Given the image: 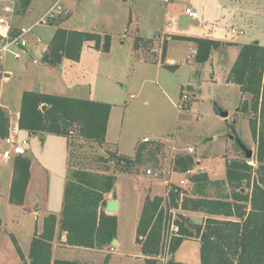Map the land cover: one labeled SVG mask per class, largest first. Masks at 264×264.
Returning <instances> with one entry per match:
<instances>
[{
    "label": "rangeland",
    "instance_id": "374dc122",
    "mask_svg": "<svg viewBox=\"0 0 264 264\" xmlns=\"http://www.w3.org/2000/svg\"><path fill=\"white\" fill-rule=\"evenodd\" d=\"M57 1L32 0L29 12H4L0 9V15L8 19L12 28L11 34L17 37H1L0 48L11 44L15 38L18 39L10 45L8 51L1 53L0 107H6L12 117L18 119L23 92L29 88L38 90L41 81L47 82L48 75L43 72L42 65L33 60L43 62L44 54L41 49L49 45L52 34L58 28H80L83 31L104 32L112 36L109 52L97 50L92 42H88L84 47L83 59L75 66L74 72L69 70L66 63L67 75L64 79L83 84L81 91H69L68 96H96L116 103L115 113L118 118L112 136L122 133L124 142L135 137L142 138L138 143L144 142L146 135L156 138H150L148 143H162L157 163L155 160H148L131 171H121L114 163L99 160L102 155L117 153L115 149L107 145L99 149L78 138L76 133L70 135V152H67L68 140L65 136L51 133L47 136L24 134V138L30 137L27 150L35 161L34 176L39 182L41 195L48 199L50 208L56 215H61L64 189L71 169L116 172L115 189L112 192L113 198L117 199L119 204L115 213L118 217L115 237L117 243L112 241L101 250L66 247L62 245L60 234L56 241L57 250L64 248L66 254L58 255L96 264H104L107 257L108 264H145L137 226L147 197L166 194L168 184H180L182 178L187 180V183L182 185L183 188L187 189L188 194L193 193L194 184L188 174L174 169L173 160L176 154L194 156L196 164L192 173L198 172L201 167L198 161H202L206 168L211 167L214 177H218L212 180L226 179L228 161L247 160L254 167L258 166V162L257 143L249 126L251 115L238 112L241 92L237 85L227 81L226 67L223 65L225 62L216 68L215 79H212L209 72L201 79L200 72L195 68L199 65L195 61V55L188 59L194 42L189 36L170 37L169 53L181 66L177 71L163 70L160 86L165 91H161L157 88L159 85L152 81L157 77V64L153 63L148 71L140 69L139 53L144 52L147 58L160 60L163 47L156 36L158 30L161 32L162 29L195 37L212 34L222 42L255 40L264 45V0H172L168 4L158 0L128 1L127 4L122 0H60V4L69 9V14H63L53 24H39L24 35L22 29L33 26ZM14 3L15 0H0L1 7H13ZM190 4L198 7L197 18L186 13L185 9ZM202 5L204 12L201 10ZM22 24L25 27L21 28ZM2 27L5 28V25H0V28ZM233 27L243 29L245 34H233ZM153 37L149 46L146 45L145 51L142 47L138 48L140 43H146ZM38 38H41V43H38ZM24 40L26 50L20 47ZM136 52L138 55H135ZM14 53H19L20 57H15ZM55 81L59 83L62 80ZM68 81L66 80L67 83ZM91 88L93 92L89 95L88 90L91 92ZM49 90L62 95L68 91L65 83L62 87L55 86ZM132 94L134 96H131ZM183 94H186L188 99L183 100ZM250 99L249 94L247 100ZM179 104L186 105L187 109L179 108ZM222 111H227L228 115L222 116ZM122 120L123 128L120 124ZM235 135L254 151L253 158H246ZM6 147L0 142V262L7 260L5 257H10L2 243L3 238L10 236L13 243L12 238L16 236L27 248L33 235L42 231L47 214L46 209H40L37 213L34 210L28 212L21 206L10 203V176L5 169L7 162L2 157ZM124 150L127 153L125 155L132 153L131 149ZM14 158L13 156L7 160L8 165ZM42 167L46 168L45 171ZM149 168L160 171L159 176L148 174ZM216 189L215 184H210V195H215ZM46 200H43L45 204ZM178 213L180 212L177 210L176 215ZM199 220L198 215L193 216L192 220L188 218L192 223ZM198 241L196 238L186 239L177 251V260L193 263L199 261Z\"/></svg>",
    "mask_w": 264,
    "mask_h": 264
},
{
    "label": "trees",
    "instance_id": "16d2710c",
    "mask_svg": "<svg viewBox=\"0 0 264 264\" xmlns=\"http://www.w3.org/2000/svg\"><path fill=\"white\" fill-rule=\"evenodd\" d=\"M17 1L19 5L16 11L25 12L31 5V0ZM9 36L16 37L11 33ZM111 40L109 34L58 28L43 61L52 65L60 64L64 58L79 61L88 42H92L97 50L109 52ZM191 40L196 45L195 61L198 64H205L214 49L232 44L202 37ZM165 47L164 41L161 55L163 63ZM165 66L176 69L175 65ZM228 80L238 84L242 94L251 95L250 100H241L238 112L251 115L249 126L257 143L258 166L254 167L247 160L228 161L225 180H212L205 171L191 173L188 176L194 184L192 194L177 184H171V189L167 191L171 207L178 211L202 212L209 216L203 223H192L182 212L177 214L175 222L180 230L171 238L165 263L160 261V255L169 207L166 209L165 196L147 197L137 226L145 264H264V45L254 41L243 44ZM44 106L46 109H43ZM184 108L187 109V106L182 104ZM111 110L112 104L108 102L25 90L21 100L19 128L33 135L51 133L65 136L69 145L70 131H73L86 142L105 146ZM9 132V116L0 107V140L7 137ZM161 149L160 141L141 142L134 156L112 153L102 155L99 160L114 163L121 171H131L148 160L157 163ZM173 162L175 171L183 173L193 170L196 164L191 154L178 153ZM30 166L29 156H15L10 203L24 205L31 178ZM69 177L64 189L61 218L58 220L54 213L45 216L42 231L32 237L29 261L12 236L24 264H96L78 259L53 258V241L58 224L60 232L65 233V243L70 246L101 250L115 239L118 217L106 211L105 195L113 191L116 172L76 168L71 169ZM210 184L217 186L215 195L209 193ZM189 238H196L200 242L199 263L175 259V253ZM104 264H108V257Z\"/></svg>",
    "mask_w": 264,
    "mask_h": 264
},
{
    "label": "crops",
    "instance_id": "0c3cea01",
    "mask_svg": "<svg viewBox=\"0 0 264 264\" xmlns=\"http://www.w3.org/2000/svg\"><path fill=\"white\" fill-rule=\"evenodd\" d=\"M122 1L127 4L128 1L136 2L137 0H122ZM158 1H162V2H165L166 4H168L172 0H168L167 2H166V0H158ZM231 1H233V0H231ZM14 4H15V7H16V10H17L18 5H19L18 4V1L15 0V3ZM195 4L194 5L193 4H190L189 6L192 7L196 11L197 10L196 8H198V7H196ZM31 5H32V0H31ZM197 6H199V4H197ZM4 7L5 6H2V7L0 6V9L2 8V10H3ZM28 9H27V11L29 12L30 11V8H28ZM201 10H202V12H204V6L203 5L201 7ZM44 13L42 15H44ZM20 27L23 28L25 26H23V24H22ZM35 27H33V29ZM62 27L63 28H66V29L83 30V29H80V28H69V27H65V26H62ZM11 32H12V28L9 29L7 26H5V28L2 27V28H0V37L6 38L7 36H9V34ZM91 32H95V31H91ZM162 32L165 34V43H166V47H165V51H164V55H165V61H164V63L161 61V58H160V60H152L151 58H147L145 56L144 52L143 53L140 52L139 55L141 56V59L139 60V63H140L139 64V68L142 69V70H144V71H148L149 68H150V66L153 65V63L157 64V66H156V74H157V77L156 78H153L152 81H154V83L156 82L159 85L157 87L158 89H160L161 91H165L160 86L161 75H162L163 70L170 71V69L168 67H166L165 65H175L176 66L175 67L176 68V71L181 66V64L176 60V58L172 57L171 54L169 53L170 52L169 51V49H170V46L169 45H170V42H171L170 41V37H174V36H183V37L189 36L190 38H196V37L195 36H191V35L173 33V32H169L168 30H164V29H162L161 32L158 30V33L157 34L162 33ZM210 32L213 33L211 30H210ZM54 33H55V31H54ZM54 33L52 34L51 39H52ZM97 33H100L102 35L106 34L104 32H97ZM198 38H201V37L198 36ZM202 38H211V39L219 40L215 36H213L212 34L211 35H208L206 37H202ZM111 39H112V36H111ZM150 39L152 40V39H154V37L153 38H150ZM253 41H255V40H252V41H241V42H237L235 40H228V41L224 42V43H232V44L231 45H227V46H221L218 49H214L212 51L211 55H210L209 60L205 64H199L198 66H195V68H197V71L200 72L199 77L202 79L205 76V74L207 72H209V73L212 74V76H211L212 79H215V76H216L215 75L216 74V68L219 66V64L225 62V63H223V65L226 67L225 68V71L227 73V76H226L227 77V81L229 83L233 84V85H237L239 87V89H240V86L238 84L233 83V82H230L228 80L229 73H230V70H231V68H232V66H233V64H234V62H235V60H236V58H237V56H238V54L240 52L241 46L243 44H245V43H250V42H253ZM144 43L145 42L140 43L139 46H138V48L142 47L144 49V51H145V47H146V45L149 46V42H147L145 44ZM193 46H194V48L191 47V49H196L195 43H193ZM83 53H84V49L82 51V54H81V57H80V60L79 61H72L70 59L64 58L62 60V62L60 64H58V65H52V64H49V63L44 62V61L42 62V61L33 60L36 64L38 63V64L42 65L43 72L44 73H47V75H48L47 82L41 81L40 87L38 88V90L39 91H42V92H45V93H52V92H50L51 90H49V89H53V87H55V86H57L58 88L59 87H62V85H64V83H65L66 89L68 90L67 91V94H65V95H69L68 94V93H70L69 91H75V92L81 91V89H83L82 88L83 84H78L77 82H73L72 79H70V82H69L68 81V78H66V80L68 81V83H67L66 80L64 79V77L67 75L66 74L67 73L66 72V63H68V66L70 68L69 70L72 71V72H74L75 71V69H74L75 66L78 63H81V61L83 59ZM135 55H138V52H136ZM191 58H193V57H191ZM5 75L6 76H10V74H6V73H5ZM69 77H70V75H69ZM56 79H60L62 81H60L59 83H57L55 81ZM63 80H65V82ZM143 84L144 83H142V86H143ZM29 90H35V89L34 88H29ZM90 91L91 92H89V90H88L89 95L93 92V89L91 88ZM240 92H241V90H240ZM248 98H249V94H242V92H241V100L242 99H248ZM85 99H93V100H96V101L108 102V103H111L112 104V110H111L110 117H109V122H108V130H107V135H106V144H105V146L106 145L107 146H110L111 148L115 149L118 154H124V155L127 154V153L124 152L125 151L124 148L131 149L132 153L130 154V156H134L135 155V152H136V148H137L138 142L142 138L135 137V138L131 139L130 141H127V142L125 141L124 142L123 141L124 139L122 138V133H119V134H117L115 136H112L113 130H114V126H115V122L117 121V118H118V115H116V113H115L116 105L117 104L116 103H113V102H110V100H108V99L106 100L104 98H96V96L95 97H91V98H85ZM2 108L6 111V113L9 116V119H10V132L12 134H14V135H16L18 137H20L21 135L24 137V134H30L27 130H24V129H20L19 128V117H18V119H14L12 117L10 111L6 107H2ZM123 120L120 121L121 128H123V124H124V121ZM121 131H122V129H121ZM47 134H49V133H44L43 135H40V136H47ZM144 137H149V138L156 139V138H154L152 136H148V135H146ZM29 138L30 137L28 136V139ZM29 141H30V139H29ZM0 142L4 143L3 139H1ZM91 144H93L94 146H97L99 149L102 148V146H100L99 144H97L95 142H93ZM70 148H71V146L67 142V152H68V150L70 152ZM27 154L31 158V166H30L31 178H30V182H29V185H28V188H27V191H26V195H25V203L21 207L23 209H25L26 211H28V212H31L32 210H34V212H36V213L40 209H46L45 211L47 212V214L45 216H47L48 214L53 213V212H52V210L50 208V204L48 202V199L45 198V197H43L41 195V192L39 190V182H38V180L35 179V176H34L35 161L29 155L28 150H27ZM4 160H6V159H4ZM5 162H7L6 165H5V169L8 171V175L10 176V182H9V189H10V187H11V181H12V177H13L14 161L13 162L11 161L10 165H8L9 162L7 160ZM197 163L198 164L200 163V165H201V167H199L198 171H205V172H207L210 175V178L211 179L218 178V177H214L213 171L211 172V167H209V168L208 167L207 168L204 167L202 165V161H198ZM42 168L45 171L46 168L45 167H42ZM166 194H167V191H166ZM166 194H164L162 196H166ZM9 195H10V192H9ZM105 197H106V200L114 199L113 198V192L106 193ZM44 199L45 200L47 199L46 200V202H47L46 204H45V201H43ZM179 212H182L183 214H185L191 220H192L193 216L198 215V217H200V220L197 221V223H203V221L205 220V218H207L209 216V215H207L205 213H202V212H192V211H179ZM57 217H58V220H59L61 218V215H58L57 214ZM193 223H196V222H193ZM60 234H61L60 237L63 240L62 245L63 246H66V247L70 246V245H68V244L65 243V241H66L65 233L64 232H62V233L60 232V230H59V224H58L57 233H56L55 239L53 241V258L54 259H57V258L58 259H69V258H64L63 256L58 255V253H62V254L65 253L66 254V251H65L64 248H62V249L60 248L59 250H57V246L58 245H56V241L58 240ZM14 237L16 238V236H14ZM3 239L4 240H3L2 243H4L3 245H4V248H5V251L8 252V254H9L10 257L9 258L5 257L4 259H7V260L0 262V264H24V262L22 261V259L18 255L16 249L13 246V243L11 241L10 236L9 237L7 236V237H5ZM16 240H17L20 248L22 249V252H23L25 258L29 261V259H30L29 258V253H30L31 241H30V245L27 248H25L17 238H16ZM72 247L79 248L78 246H72ZM1 254H4V253H1ZM176 254H177V252L175 253V259L177 260ZM182 262H185V261H182ZM199 262H200V259H199V261L194 262V263H199ZM188 263H193V262H188Z\"/></svg>",
    "mask_w": 264,
    "mask_h": 264
},
{
    "label": "built area",
    "instance_id": "2783aa9c",
    "mask_svg": "<svg viewBox=\"0 0 264 264\" xmlns=\"http://www.w3.org/2000/svg\"><path fill=\"white\" fill-rule=\"evenodd\" d=\"M167 1L168 0H166V2ZM184 1H187V0H184ZM3 10H4V12H14L16 10L15 4H13V7L9 6V5L5 6ZM185 11L191 17H194V18L198 17V13L190 6L186 7ZM69 13H70L69 9L66 6L64 7L63 5H61L60 0H58L50 9H48L45 12L44 15H42L39 18V20L33 26H31L30 28H27V29H25V28L22 29L24 32V35L27 32H30L33 29V27H35L39 24H43V25L52 24L55 22L56 19H59L60 16H62L63 14L67 15ZM0 25H5L10 29L8 19L3 15H0ZM231 31L235 35H244L245 34V31L243 29H237L235 27H233L231 29ZM8 37L9 36H7L6 38H8ZM16 38H15V40L12 41V43L18 41V39H16ZM156 39H158L161 42V45L163 47V43L165 41V34L163 32L157 34ZM37 41H38V43L42 42L41 38H38ZM11 44H6L5 46H2L0 48V58H2L1 53L8 51ZM24 44H25V40L21 45H24ZM162 47H161V49H162ZM47 51H48V46H45L41 49V52L43 54H45ZM196 52H197L196 49H191V55L188 56V59H191L192 55H196ZM14 55L17 58L20 57L19 53H14ZM182 99L186 100V99H188V96L186 94H183ZM179 108L182 109V104H179ZM70 134L72 135V134H74V132L70 131ZM150 140L151 139L149 137H144V142H148ZM3 141H4L5 145L7 146L4 149V151L2 152L3 159L8 160V159L12 158L13 156L15 157L17 155H26L27 154V145L29 144L28 138L18 137L16 135L12 134L11 132H9V135L7 137H5L3 139ZM192 171L193 170H189L186 172V174L189 175L192 173ZM147 173L153 174L154 176H159L160 171H158V170L153 171L151 168H149V169H147ZM186 183H187V180L182 178L180 180V184H177V185L183 187L182 185H185ZM171 184H168V188H167L168 192L171 189ZM165 198H166V201H165L166 209H167V207H169V209H168L169 218L166 221V224L164 226V231H163V248H162V254L160 255V261L162 263H165L167 260L168 247H169V243L171 241L172 236L174 234H178L179 230H180L179 225L175 222V219L177 216L176 215L177 209L170 206V198L167 194H166ZM165 257H166V259H165Z\"/></svg>",
    "mask_w": 264,
    "mask_h": 264
},
{
    "label": "water",
    "instance_id": "95a60500",
    "mask_svg": "<svg viewBox=\"0 0 264 264\" xmlns=\"http://www.w3.org/2000/svg\"><path fill=\"white\" fill-rule=\"evenodd\" d=\"M258 42V41H255ZM20 47L24 50H26L27 48L24 45H20ZM43 109H46V106L43 107ZM222 116H227L228 112L227 111H222L221 112ZM236 141L238 142V144L240 145V147L242 148V150L245 153V156L247 159H251L254 157V151L251 148H248L245 144H243L241 142V140L237 137V135H235ZM115 189V186H113V189ZM119 208V204H118V200L117 199H110L107 200L106 205H105V209L106 211L110 212V213H115ZM113 243L116 244L117 241L116 239H113Z\"/></svg>",
    "mask_w": 264,
    "mask_h": 264
}]
</instances>
